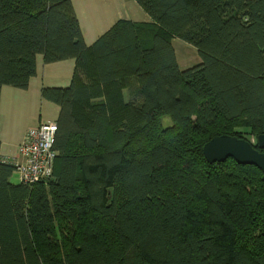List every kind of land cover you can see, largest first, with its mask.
Returning a JSON list of instances; mask_svg holds the SVG:
<instances>
[{
	"label": "trees",
	"instance_id": "16d2710c",
	"mask_svg": "<svg viewBox=\"0 0 264 264\" xmlns=\"http://www.w3.org/2000/svg\"><path fill=\"white\" fill-rule=\"evenodd\" d=\"M91 44L72 0H0V93L74 60L52 175L0 161V264H264V173L203 145L264 133V0H135ZM173 38L197 50L181 69ZM168 118V126L163 120ZM1 146V143H0Z\"/></svg>",
	"mask_w": 264,
	"mask_h": 264
},
{
	"label": "crops",
	"instance_id": "0c3cea01",
	"mask_svg": "<svg viewBox=\"0 0 264 264\" xmlns=\"http://www.w3.org/2000/svg\"><path fill=\"white\" fill-rule=\"evenodd\" d=\"M84 40L91 44L100 34L106 31L119 19H129L136 22H148L150 17L135 0H72ZM173 38L172 44L175 50L178 65L186 69L200 63L197 50L190 45ZM177 42V43H176ZM195 48V47H194ZM36 73L31 77L27 89H18L11 86H2L0 93V161L11 163L18 156V146L25 138L28 130L42 122L56 121L54 118L34 117L31 113L29 123L25 128L14 129L18 114L21 112L16 103V98L24 99V104L31 101L32 108L37 102L47 104V100L41 99V88L45 86H60L70 83L74 60H64L50 64H44L42 56L36 58ZM41 68V73H40ZM63 80V84L57 82ZM66 81V82H65ZM67 85V84H66ZM65 85V86H66ZM21 90V91H20ZM6 96L11 101L7 102ZM32 99V100H31ZM58 108V107H57ZM18 112H16L17 110ZM58 114V113H57ZM16 172V171H15ZM17 174V173H16ZM18 182V179H17Z\"/></svg>",
	"mask_w": 264,
	"mask_h": 264
},
{
	"label": "built area",
	"instance_id": "2783aa9c",
	"mask_svg": "<svg viewBox=\"0 0 264 264\" xmlns=\"http://www.w3.org/2000/svg\"><path fill=\"white\" fill-rule=\"evenodd\" d=\"M56 131L55 121L42 122L28 130L13 161L20 183L31 186L51 177L56 156L53 149Z\"/></svg>",
	"mask_w": 264,
	"mask_h": 264
},
{
	"label": "water",
	"instance_id": "95a60500",
	"mask_svg": "<svg viewBox=\"0 0 264 264\" xmlns=\"http://www.w3.org/2000/svg\"><path fill=\"white\" fill-rule=\"evenodd\" d=\"M257 144L264 149V133L257 136ZM209 163L225 161L232 158L240 165H253L264 173V152L258 151L246 139L222 134L211 138L202 148Z\"/></svg>",
	"mask_w": 264,
	"mask_h": 264
},
{
	"label": "rangeland",
	"instance_id": "374dc122",
	"mask_svg": "<svg viewBox=\"0 0 264 264\" xmlns=\"http://www.w3.org/2000/svg\"><path fill=\"white\" fill-rule=\"evenodd\" d=\"M178 41H180L182 43H186V42H184L182 40H178ZM186 44L188 45V43H186ZM189 47L195 49L192 45H190ZM39 71L41 73V68H40ZM57 82L63 84L64 81L63 80H58ZM64 84L68 85V83H64ZM65 85H60V86H56V87H65ZM6 100H7V102L9 101V103L11 101V99L8 96H6ZM16 103L20 105V107H18V108L20 109L21 112L18 114L17 121L15 122V125L13 126L14 129L25 128L28 125V123H29V117L31 116V113H34L35 119L39 118V115H42V119H44V118L52 119L58 113L57 106L55 104L51 103V102H47V104H43V106H42V104L40 102H37L35 107L32 108L31 106H29L31 104V101L28 104H24V99H22L20 97H17L16 98ZM16 112H18V110ZM169 122H170V120L168 118H165L163 120V126H168ZM242 135L249 142H251L253 144L256 142L255 136L250 135L247 132L242 133ZM17 179H18V176H17L16 172H14L13 175L11 176V181L16 183Z\"/></svg>",
	"mask_w": 264,
	"mask_h": 264
}]
</instances>
